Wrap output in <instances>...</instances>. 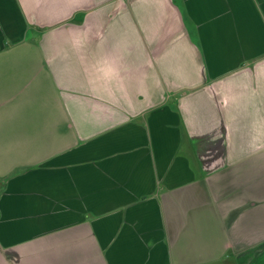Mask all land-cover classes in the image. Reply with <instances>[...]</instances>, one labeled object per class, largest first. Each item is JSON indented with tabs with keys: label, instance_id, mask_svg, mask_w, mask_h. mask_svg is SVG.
I'll use <instances>...</instances> for the list:
<instances>
[{
	"label": "crops",
	"instance_id": "1",
	"mask_svg": "<svg viewBox=\"0 0 264 264\" xmlns=\"http://www.w3.org/2000/svg\"><path fill=\"white\" fill-rule=\"evenodd\" d=\"M0 264H264V0H0Z\"/></svg>",
	"mask_w": 264,
	"mask_h": 264
}]
</instances>
